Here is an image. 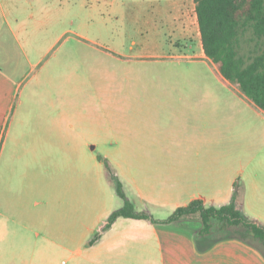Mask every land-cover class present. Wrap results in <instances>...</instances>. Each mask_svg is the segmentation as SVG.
<instances>
[{"label": "rangeland", "instance_id": "rangeland-1", "mask_svg": "<svg viewBox=\"0 0 264 264\" xmlns=\"http://www.w3.org/2000/svg\"><path fill=\"white\" fill-rule=\"evenodd\" d=\"M61 6L60 14L50 12L51 7L47 12L35 9L33 17L32 6L21 1L20 22L14 20L13 26L31 60L17 48L9 47V52L14 60L21 59L15 72L16 82H21L19 108L34 114L66 110L77 126L32 129L20 141L11 123L6 126L0 149V264H91V241L106 230L102 220H108L109 210L124 201L115 181L106 176V162L114 168L124 147L109 143L123 137L119 130L124 126L140 123L142 118L131 112L162 107L167 96L177 100L182 91L223 92V107H244L239 147L244 158L264 157L262 114L228 97L232 87L220 78L216 63L201 59L206 56L200 55L198 39L173 37L165 24L156 29L148 25L145 11L150 2L117 3L114 8L122 13L114 15L103 0H64ZM130 10L139 13V23L131 19ZM154 42L157 50L152 49ZM174 42L177 46L172 47ZM3 43L9 44L4 38ZM254 44L245 42L243 51ZM169 58L180 62L166 61ZM60 116L46 121L69 119ZM24 133L19 129L17 137ZM67 133L95 144L63 145ZM73 156L84 170L77 200L65 191L61 175ZM215 234L223 240L240 239L264 255V243L250 234L236 229Z\"/></svg>", "mask_w": 264, "mask_h": 264}, {"label": "crops", "instance_id": "crops-1", "mask_svg": "<svg viewBox=\"0 0 264 264\" xmlns=\"http://www.w3.org/2000/svg\"><path fill=\"white\" fill-rule=\"evenodd\" d=\"M21 1L32 6V16L35 17V9L47 12L51 7L50 12L60 14L64 0H40L41 3H37L39 0H0V149L9 123L18 141L25 140L32 129L46 130L67 124L70 130H74L77 126L69 118L72 113L66 110H42L34 114L19 108L23 103L19 99L21 82H16L15 72L21 59L14 60L9 47L12 51L19 49L25 59L31 60L13 26L14 20L17 24L20 22ZM103 2L114 15L122 13L118 11L120 7L114 8L115 5L126 0ZM147 2L151 4L145 11L150 22L148 25L156 29L165 24L173 37L181 34L190 38L194 36L199 40L200 55L206 56L195 0ZM128 14L139 23L137 11L130 10ZM3 38L9 44H4ZM173 46L177 43H172ZM157 48L154 42L152 49ZM201 59L209 60L207 56ZM166 61L180 62L171 58ZM217 71L224 83L233 88L228 91V97L235 103L247 104L264 119V109L227 80L219 69ZM180 94L177 100L167 96L162 107L142 108L130 113L142 120L124 126L119 130L123 131V137L109 143L124 148L122 159L115 161V167L109 166L110 171H106L108 180L113 184L112 174L117 175L135 209L157 220L168 218L178 207L196 199L203 200L206 206L228 204L238 182L243 189L242 210L250 219L264 225V157L256 159L257 156L252 155L245 159L239 149L244 140V107H223V92L212 95L211 91H182ZM231 109L236 112L224 113ZM55 114H60L62 120L69 119L67 122L46 121ZM19 129L27 133L17 137ZM69 136V133L65 134L63 145L95 144ZM45 141L46 138L40 143ZM100 157V160L104 159ZM83 171V166L73 156L61 173L66 183L65 191L74 195L76 200L83 191ZM123 204L124 201L116 210ZM111 211L115 210H109L107 215H111ZM106 222L104 218L102 223L105 225ZM202 227L200 219L164 223L121 216L92 243L89 258L91 264H264V255L257 247L240 239L223 240V235L202 237L199 234Z\"/></svg>", "mask_w": 264, "mask_h": 264}, {"label": "trees", "instance_id": "trees-1", "mask_svg": "<svg viewBox=\"0 0 264 264\" xmlns=\"http://www.w3.org/2000/svg\"><path fill=\"white\" fill-rule=\"evenodd\" d=\"M203 48L207 57L218 65L221 74L258 107L264 109V0H195ZM254 47L243 51L244 43ZM101 158V157H100ZM109 167V164L106 162ZM118 195L124 205L109 216L108 229L121 216L149 218L153 222H172L200 219L199 234L209 237L217 230H240L264 243V225L250 219L242 210V186L237 182L231 201L220 207L206 206L196 199L178 207L168 218L157 220L145 212H138L128 198L117 175L112 174ZM100 237L96 235L92 243Z\"/></svg>", "mask_w": 264, "mask_h": 264}]
</instances>
